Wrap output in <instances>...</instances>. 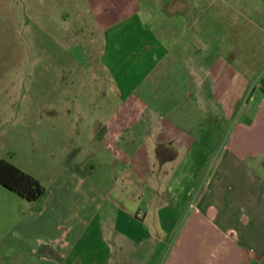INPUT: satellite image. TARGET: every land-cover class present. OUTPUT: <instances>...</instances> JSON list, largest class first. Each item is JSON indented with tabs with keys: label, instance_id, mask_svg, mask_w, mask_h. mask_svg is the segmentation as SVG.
<instances>
[{
	"label": "crops",
	"instance_id": "0c3cea01",
	"mask_svg": "<svg viewBox=\"0 0 264 264\" xmlns=\"http://www.w3.org/2000/svg\"><path fill=\"white\" fill-rule=\"evenodd\" d=\"M85 1L71 5L80 18L93 9L97 50L82 41L63 46L50 34L40 42L31 30L28 45L17 30L0 35V158L45 188L28 201L0 184V264H264V47L254 42L259 21L242 9L258 16V7L223 0L231 28L220 38L207 33L197 61L196 47L181 41L189 34L183 17H171L181 21L179 33L176 25L150 36L110 32L139 22L141 0ZM151 17L165 27L162 12ZM242 20L251 31L239 30ZM125 39L138 40L136 80L117 67ZM142 83L145 96L131 100ZM180 86L182 95L173 88ZM85 88L105 108L89 117V128L79 126L81 110L52 126L69 118L62 105ZM191 97L201 113L223 117V143L215 129L194 126L195 110L169 114L159 105L180 111Z\"/></svg>",
	"mask_w": 264,
	"mask_h": 264
},
{
	"label": "rangeland",
	"instance_id": "374dc122",
	"mask_svg": "<svg viewBox=\"0 0 264 264\" xmlns=\"http://www.w3.org/2000/svg\"><path fill=\"white\" fill-rule=\"evenodd\" d=\"M16 1H19V3ZM28 1L29 0H0V35L7 34V32L11 33L12 31L17 30L19 31L21 43L23 45H28L30 42L27 39V36L29 30H31L36 31L38 34L41 33L42 37L37 38V41L40 42L43 41L44 38L50 34L56 36L54 38V41L62 44L63 46H65V43L68 44L76 41L80 43L82 41L83 46L90 47L91 51L95 50V48L96 50L98 49V46L94 44L95 41L93 40V38H91V35L95 36V33H97L99 29L95 28L94 20L96 19V17L92 11L93 9L90 6L83 8L85 17L80 18L77 16L75 9L71 5V3H73V0H68L67 5L65 4L62 6H48L47 2L44 0H36L37 2L33 0L30 2H35L37 6L35 4V6L30 5V7L27 6ZM98 1L99 0H96V2ZM235 1L245 3L246 5L249 4V6L253 4L255 7H258L259 15L257 16L255 12L254 14L252 13V11L249 13L250 9L247 12V6L241 5L244 13L252 17L253 20L259 21L261 29H254V31L257 30L255 36H258L259 38L254 39V42H256V46L264 47V0H232V3ZM85 3L87 2L85 1ZM14 5L17 6V8ZM136 7L133 5V9L136 8L137 12L141 13L138 23L131 24L123 22L110 29V32L131 30L137 32L138 35L143 33V35L150 36V33H154L155 28L161 29L162 31H164L163 29L166 30L168 28L169 30L171 27L173 28L176 23H171V17L180 16L183 17L184 20H186H183L182 24L184 27H186L185 30H189V34L183 37L181 41L186 42L188 40L190 43H192V47H196V54L193 55L195 60L197 61L198 57L196 55L199 54L198 49L200 48V44L204 43L206 41L205 39L208 38L207 33L210 32L212 33V36H218L220 38V36L223 37V29L229 31L231 28L229 25L223 23V0H204L202 4L197 6L191 5L187 2V0H141L140 6L137 5ZM157 11L162 12V14H164L165 17L168 19H166L165 21V27L163 25L154 27L153 25H151V22L148 21L149 19L152 20L151 14ZM13 15L15 17L18 16V24L14 23L15 21L13 22ZM169 18L171 20H169ZM179 19L180 18H175L173 22ZM83 20L86 21L82 23ZM87 20H90V22H87ZM246 21L247 20H245V22ZM245 22L243 20L241 23L238 22L239 30L243 31L244 33L248 32L249 30L251 31V24ZM182 25L181 21L178 22V26L176 25L175 29L173 30L177 31V33L183 31V28L181 27ZM62 34L65 36V38L61 39L60 37ZM76 35H78L77 39L73 37ZM2 40L3 39H0V42ZM7 41L9 42V44H11V41H15V39L10 38L5 40V45H7ZM137 41L138 40L134 39H125L124 45H121V48L117 50L116 54L119 64L117 67H123L128 70L131 69L133 73L130 72V74H132L133 80H136L140 76V67L136 66V63L138 62L136 55L138 44H133ZM186 56L187 55L185 52L184 57ZM25 60H27V58ZM91 72L92 71H85V74H91ZM179 74V80L182 82H186L184 79H186L185 77H188L186 76L187 74L184 72H180ZM260 75H264V65L261 67ZM171 79H173L171 76L165 77L166 81H169ZM171 84L172 83L170 82V85H168L167 87H172ZM143 86V83L141 84V86H139V84L135 86V96L131 97V100L135 98L139 100L140 98L145 96V92H141L143 90ZM173 88L175 89V92L178 90L183 91L181 86L180 88ZM168 89L170 88H166V90ZM2 90L3 88L0 87V99L3 98L1 94ZM87 90L88 88H85L83 90V94L80 98H78L77 102L70 100L67 104L62 105L63 108H66L65 114L69 115V118L64 120H60L59 118H53L51 119L52 126L55 127L58 125H63L62 123L65 121L67 123L75 121L72 115L75 114L76 110H81L83 111V113H81V116L79 118V126L80 128H89V123L91 122L89 117L98 114L100 106L101 110L105 108H103V104L101 102L99 103V98L91 97L89 94L86 93ZM178 94L182 95V92ZM216 96L218 99L223 100V92H221L220 90L216 92ZM118 100L119 99L117 97L116 104H120V102L118 103ZM182 100L183 98L179 96L178 101H181L182 103ZM149 105L153 108L154 111H157L155 105L158 104H156L155 102H150ZM159 105L162 109L165 107L168 108L167 110L165 109L164 112L169 111V114H182L186 111L187 107L189 111L191 110L190 112L195 110L194 112H196L197 118L194 126H204L215 129L216 132L221 133V135L218 136L220 142L223 143V117H221L219 114L208 116L207 114L205 115V113H201L199 108L200 104L197 103V101L195 103H192V97L190 98V102L185 101V103H183V105L186 107L180 109V111H176L172 103H159ZM125 106L129 108H131L132 106V110H134V112L138 111L140 108L139 104L135 102H132V105L129 102L125 103ZM217 106L219 105L217 104ZM1 108L2 109H0V112L3 110V107ZM56 109L57 108H52V110L49 111L53 113V111ZM52 116L54 117L55 114H52Z\"/></svg>",
	"mask_w": 264,
	"mask_h": 264
},
{
	"label": "trees",
	"instance_id": "16d2710c",
	"mask_svg": "<svg viewBox=\"0 0 264 264\" xmlns=\"http://www.w3.org/2000/svg\"><path fill=\"white\" fill-rule=\"evenodd\" d=\"M0 184L28 201L37 200L45 192L37 178L3 158H0Z\"/></svg>",
	"mask_w": 264,
	"mask_h": 264
}]
</instances>
